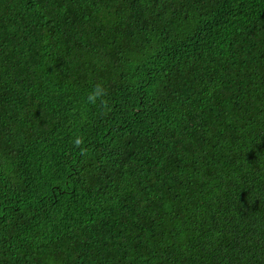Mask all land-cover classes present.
Returning <instances> with one entry per match:
<instances>
[{
  "label": "trees",
  "instance_id": "16d2710c",
  "mask_svg": "<svg viewBox=\"0 0 264 264\" xmlns=\"http://www.w3.org/2000/svg\"><path fill=\"white\" fill-rule=\"evenodd\" d=\"M0 264H264V0H0Z\"/></svg>",
  "mask_w": 264,
  "mask_h": 264
},
{
  "label": "clouds",
  "instance_id": "9594fccd",
  "mask_svg": "<svg viewBox=\"0 0 264 264\" xmlns=\"http://www.w3.org/2000/svg\"><path fill=\"white\" fill-rule=\"evenodd\" d=\"M106 95V89L101 83H97L93 86V90L87 95L86 99L88 103L95 104L97 99ZM79 143V141H77Z\"/></svg>",
  "mask_w": 264,
  "mask_h": 264
}]
</instances>
